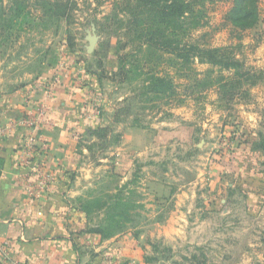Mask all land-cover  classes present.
Wrapping results in <instances>:
<instances>
[{
    "label": "rangeland",
    "instance_id": "rangeland-1",
    "mask_svg": "<svg viewBox=\"0 0 264 264\" xmlns=\"http://www.w3.org/2000/svg\"><path fill=\"white\" fill-rule=\"evenodd\" d=\"M14 1L0 0V92L37 80L55 92L67 86L70 68L102 73L74 79L88 83L80 114L94 124L79 143L87 149L80 183L87 197L126 206L124 216V207L112 211L128 219L119 264H264V0L247 29L227 20L233 0L207 3L201 43L228 48L250 76L233 89L220 86L219 67L195 59L191 72L171 54L136 52L134 38L120 54L129 53L124 71L131 70L119 73L117 47L127 38L106 16L120 0H70L62 18L59 0H18L22 16ZM94 27L99 40L90 53ZM155 67L176 94L146 91L142 70ZM237 70L222 74L235 78ZM100 126L105 133L93 130ZM107 211L90 215L92 227Z\"/></svg>",
    "mask_w": 264,
    "mask_h": 264
},
{
    "label": "crops",
    "instance_id": "crops-1",
    "mask_svg": "<svg viewBox=\"0 0 264 264\" xmlns=\"http://www.w3.org/2000/svg\"><path fill=\"white\" fill-rule=\"evenodd\" d=\"M68 70L67 86L55 92L43 90L40 80L0 92V264H119L127 251L120 243L128 233L101 239L87 232L91 221L80 207L87 149L79 143L94 124L80 114L88 83L74 79L88 71ZM42 104L48 114L39 140L48 148L37 147L33 163L44 162L55 180L38 195V176L24 161L29 130L14 123Z\"/></svg>",
    "mask_w": 264,
    "mask_h": 264
},
{
    "label": "trees",
    "instance_id": "trees-1",
    "mask_svg": "<svg viewBox=\"0 0 264 264\" xmlns=\"http://www.w3.org/2000/svg\"><path fill=\"white\" fill-rule=\"evenodd\" d=\"M23 1V0H22ZM122 7L115 8L111 14L107 15L108 20H114L117 23V31H121L122 35L127 38L126 43L117 47L119 54L118 72L125 76L129 72L124 71L126 67V59L129 53L120 55L123 49L128 48L132 43L139 48L136 52H149L155 57L162 58L165 54H171L172 60L179 67H186L193 72V64L195 59L200 62H207L211 66L221 69L220 79L218 80L222 88L230 86L232 89L243 87L244 78H250L240 73L239 68L242 66L240 59L233 56L228 48L212 47L208 44H202L198 30L207 23V3L209 0H120ZM45 5L52 4L49 0H43ZM70 0H59L56 5L59 6L58 15L60 18L68 17L71 12L69 6ZM19 1H14V5H18ZM123 4V5H122ZM55 5V4H54ZM55 5V6H56ZM25 6L20 3L18 5V16H22ZM259 0H233V4L227 14V20L233 25L241 29H247L255 26L259 20ZM53 12V9H51ZM3 13L0 12V19ZM5 19V18H4ZM198 36V37H197ZM134 38L133 41H129ZM138 42V43H137ZM132 46V45H131ZM127 52V51H125ZM159 66V65H157ZM102 67V64L100 65ZM238 69L236 77L228 79L222 74L223 70ZM101 79V71L86 69ZM142 73L147 75L146 91L154 96H173L176 94L173 80L166 75H159L160 71L150 70ZM228 79V81H226ZM257 81H253L256 84ZM247 91H245L246 93ZM120 115V114H118ZM98 134L105 133L106 127H98L93 129ZM90 150V149H89ZM112 199L117 196L111 197ZM106 199L105 195L89 196L80 200L81 209L88 217L93 213L107 209V215L104 221L100 222L97 227H89L87 232L97 234L101 239L113 237L126 229L128 219L125 217L120 220V215H116L112 211L122 206V199L117 198L112 206ZM127 210L120 212L121 216L127 214Z\"/></svg>",
    "mask_w": 264,
    "mask_h": 264
},
{
    "label": "built area",
    "instance_id": "built-area-1",
    "mask_svg": "<svg viewBox=\"0 0 264 264\" xmlns=\"http://www.w3.org/2000/svg\"><path fill=\"white\" fill-rule=\"evenodd\" d=\"M47 114L48 107L46 104H42L41 106H39L36 112L19 117L14 123V126L16 127H26L29 130L26 141V149L24 150V161L27 163V165L31 166L32 171L38 176V195L55 180V176L53 175V173L45 168L44 162L39 164L33 163V152L37 149V147H40L43 150H46L48 148L45 142H41L39 140V130L42 124L45 122Z\"/></svg>",
    "mask_w": 264,
    "mask_h": 264
},
{
    "label": "water",
    "instance_id": "water-1",
    "mask_svg": "<svg viewBox=\"0 0 264 264\" xmlns=\"http://www.w3.org/2000/svg\"><path fill=\"white\" fill-rule=\"evenodd\" d=\"M93 29V32L89 33L87 36V39L89 40L88 51L90 53L94 51L95 46L97 45V42L99 40V36L95 32V27Z\"/></svg>",
    "mask_w": 264,
    "mask_h": 264
}]
</instances>
